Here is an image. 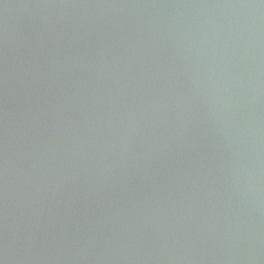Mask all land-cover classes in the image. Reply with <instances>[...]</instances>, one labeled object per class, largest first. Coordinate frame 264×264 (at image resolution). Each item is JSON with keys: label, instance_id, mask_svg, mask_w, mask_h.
Instances as JSON below:
<instances>
[{"label": "water", "instance_id": "95a60500", "mask_svg": "<svg viewBox=\"0 0 264 264\" xmlns=\"http://www.w3.org/2000/svg\"><path fill=\"white\" fill-rule=\"evenodd\" d=\"M0 264H264V0H0Z\"/></svg>", "mask_w": 264, "mask_h": 264}]
</instances>
